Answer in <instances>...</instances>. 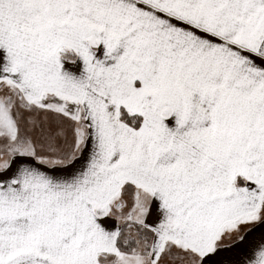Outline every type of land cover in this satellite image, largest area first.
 Wrapping results in <instances>:
<instances>
[{"label": "snow or ice", "instance_id": "1", "mask_svg": "<svg viewBox=\"0 0 264 264\" xmlns=\"http://www.w3.org/2000/svg\"><path fill=\"white\" fill-rule=\"evenodd\" d=\"M0 264H264V0H0Z\"/></svg>", "mask_w": 264, "mask_h": 264}]
</instances>
